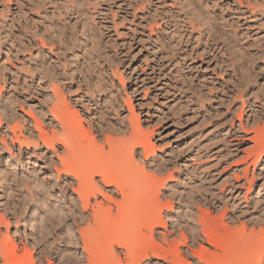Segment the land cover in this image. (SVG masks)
<instances>
[{
    "label": "bare ground",
    "instance_id": "bare-ground-1",
    "mask_svg": "<svg viewBox=\"0 0 264 264\" xmlns=\"http://www.w3.org/2000/svg\"><path fill=\"white\" fill-rule=\"evenodd\" d=\"M54 1L27 0L26 15L24 13L23 18V39L14 48V54L5 46L7 31L1 30L4 39L0 37V53L3 48L5 60L0 62V112L3 115L0 117V187L5 184L8 189L19 185L27 191L37 189L44 199L51 196L50 188L57 189L59 198L63 199L62 203L52 209L47 208V214H43L40 221L37 220L40 222V231L48 225L50 228L53 218H62L60 222L63 218H68L71 225L76 227L78 239L70 223L66 226V235L64 232L63 238H59L66 242L65 245L69 244L62 251L59 264H142L151 259L156 260L153 264H264V218L262 221L260 219L261 223L257 221L259 226L257 225L256 231H240L244 228L229 230L228 225H225L226 230L221 234L219 229L223 225L220 227L214 224L204 214V219L196 220L201 226L200 233L203 238L199 233L190 232L191 240L199 241L197 250L187 245V237L183 240V246H186L184 251L173 247L176 253L172 254L163 244L161 246L158 238L162 243L166 242V232H158V228H165L166 224L161 213L163 208L166 209L165 206H171L170 203L163 204L159 200L166 177L149 173L139 159L143 156V160L147 161L149 155L152 158L155 154V146L150 140L153 130L145 132L140 128L139 117L133 111L128 93H124L122 101L129 107L132 113L130 119L136 127L131 126L128 129L130 133L125 136L126 130L122 121L110 118L118 115L116 106L119 105L118 101L115 102L113 78L121 86L124 85V78L113 62L111 63L112 57L108 48L111 36L108 29L106 35H109L110 39L107 38L110 42L101 38L106 31L103 28L109 27H100L91 15L89 19L88 12L73 5L75 0L70 7L65 5L64 10L57 11L55 17L58 6L54 7ZM149 1L138 0L133 5H125H130L132 18L145 17L144 14L151 7ZM177 1L187 7L192 6L190 0ZM78 3L77 5L80 4ZM237 3L243 5L242 2ZM245 4L244 8H247L250 15L264 19V0H246ZM46 5L51 6L50 12ZM192 9L194 11L195 8ZM192 9L191 13L194 14ZM73 13H77L78 18L76 17L72 25L70 17ZM202 13L197 14L198 16L194 14L198 17L196 25H205L204 29L209 31L211 16L207 14L209 12ZM111 14L113 30L116 35L121 34L114 20L116 13ZM154 16L153 14L151 18L148 17L150 22L147 21V28L152 33L156 32L155 28L167 23L163 15ZM79 23L81 30L78 31ZM11 32L8 31V35ZM10 39V43L14 42ZM19 53L22 58L20 65L23 66H18L21 74L17 73L19 71H16V64L13 65L10 60L11 55L14 60H18ZM5 61L8 62L7 65ZM112 65L115 66L114 69ZM75 76L79 77L78 81ZM7 77L12 81L10 84L7 83ZM20 79L23 81L22 85L19 83ZM7 87L10 89L7 90ZM18 87L22 90V100L28 106L27 110L14 94ZM18 106L24 116L17 112ZM81 111L91 121L87 129L83 126L86 120L83 119ZM242 130L248 134L246 128L243 127ZM256 132L247 136V140L253 143L252 148H257V152H254L261 155L262 161L264 135L260 132L255 135ZM251 175L253 178L254 174ZM170 176L169 172L168 177ZM251 182L252 180L248 184L251 185ZM67 191L71 192L69 198L64 196ZM31 192L33 191L29 193L30 198H33ZM23 200L27 204V198ZM3 214L0 215V220H3L8 231L11 222ZM15 222L18 220L15 219ZM4 234L0 231L1 238L4 237V241L0 239V264H40L38 259L31 256L30 250L20 254L15 238L9 236L8 232ZM157 234L161 237L157 238ZM39 236L38 241L47 247L43 234ZM239 244L243 248H236L238 251H235V245ZM77 246L82 250L80 255L76 253ZM245 248L249 249V253L246 250L248 254H244ZM50 261L47 263L52 264Z\"/></svg>",
    "mask_w": 264,
    "mask_h": 264
},
{
    "label": "rangeland",
    "instance_id": "rangeland-1",
    "mask_svg": "<svg viewBox=\"0 0 264 264\" xmlns=\"http://www.w3.org/2000/svg\"><path fill=\"white\" fill-rule=\"evenodd\" d=\"M136 1L138 0H78L79 4L77 0H55L54 7L58 6L56 17L57 11L64 10L65 5L70 7L74 2V6H80L88 12V18L92 16L100 27H109L103 29L109 30L111 39L106 35L107 30L101 38L105 42L111 41L108 46L111 63L124 78L123 86L113 78L115 102L118 101L121 106H116L118 115L110 118L121 120L126 130L124 135L128 136L134 125L130 119L131 111L122 101L124 93H128L133 111L139 117L140 128L143 131L153 130L150 140L155 146V154L152 156L154 159L150 158L151 155L147 161L143 160V156L139 159L149 173L166 177L159 200L163 204L168 202L171 206H165L166 209L163 208L161 213L166 224L165 228L159 227L158 232H166V242L162 243L158 238L161 235L157 234L159 243L174 254V248L186 250L183 240L187 237V245L197 250L199 241L193 242L191 233H199L203 238L201 226L196 220L205 217L220 227L223 225L221 229L217 226L221 234L226 230L225 225H228L229 230L244 228L240 231H256L259 226L257 221L264 218V160L261 161V155L255 153L257 148H252L253 143L247 138L256 131L255 135L258 132L264 135V19L248 13L247 8H244L246 0H190V7L177 0H150L148 3L151 7L148 8L147 15L132 18L130 5L125 4L133 5ZM237 2H242L243 5L240 6ZM26 3L27 0H0V37L4 39L1 30L7 31L5 46L12 53H15L16 45L22 43L19 41L23 39ZM46 7L50 12L51 6ZM192 8H195L194 11ZM191 9L195 15L203 14V11L209 12V31L204 29L205 25H196L198 17L191 13ZM112 12L116 13L114 20L121 34L116 35L113 30ZM152 13L156 17L163 15L167 21L166 25H161L162 29L155 28L156 32L153 33L147 28ZM76 17L78 18L77 13L70 17L72 25ZM8 31H12L10 35ZM7 36L14 42L10 43ZM3 52L2 48L1 63L5 60ZM10 60L13 65L16 64V71H19L17 73L21 74L18 67L22 64L21 53L18 60H14L12 55ZM5 64L8 62L5 61ZM75 79L78 81L79 77L75 76ZM19 81L22 85V79ZM11 82L7 77V83ZM6 89L9 90L10 87ZM14 94L24 103L19 87ZM24 105L27 110L28 106ZM16 110L19 115L24 116L19 106ZM0 117H3L1 112ZM82 117L86 120L83 126L87 129L91 121L84 113ZM240 125L247 129L248 134H245ZM4 161L5 158L2 159ZM251 173L254 174L253 178ZM251 180L250 185L248 183ZM31 190L33 198L29 194ZM28 191L20 185L9 189L5 184L0 187V215L4 213L3 216L11 222L7 231L3 220H0V231L5 234L8 232L9 236L15 238L20 254L28 249L40 264H49L47 261L50 260L52 264H59L62 251L69 245H65L66 242L59 238H63L64 232L66 235V226L70 221L63 218L60 222L62 218H53L54 221L51 220L50 223L54 225L51 224L50 228L48 225L40 231L38 220L47 214V208L52 209L61 204L63 199L59 198V192L55 188H50L51 196L45 199L37 189ZM70 194L67 191L64 196L69 198ZM24 197L27 198V204ZM70 226L78 239L76 227L71 223ZM41 234L45 237L44 244L48 248L38 241ZM3 238L0 236L2 241ZM207 247L212 249L208 245ZM236 248L241 250L243 246L235 245V251H238ZM244 250V254L249 253L248 248ZM81 252V248L77 246L76 253L80 255ZM154 262L156 260L151 259L142 264Z\"/></svg>",
    "mask_w": 264,
    "mask_h": 264
}]
</instances>
